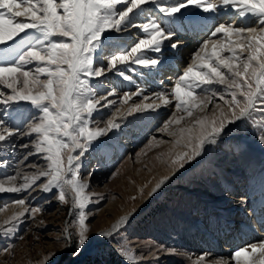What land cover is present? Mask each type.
I'll return each instance as SVG.
<instances>
[{
	"label": "snow or ice",
	"instance_id": "6c2138e0",
	"mask_svg": "<svg viewBox=\"0 0 264 264\" xmlns=\"http://www.w3.org/2000/svg\"><path fill=\"white\" fill-rule=\"evenodd\" d=\"M148 5L159 15L149 13L138 22ZM221 10L227 21L209 23ZM184 27L204 32L206 38L174 86L154 94L160 103L133 102L121 110L118 105H128L144 90L137 86L136 92L113 100L115 86L105 89L94 83L109 73L133 82L127 73L135 74L134 66L157 68L161 57L146 52L161 53L165 41H172ZM133 30L138 39L129 44ZM178 46V41L170 44L172 49ZM216 98L223 103L214 105L211 117L197 116L191 126L169 132L196 110L205 113ZM173 103L176 111L158 131L174 136V146L183 142L185 150L171 160L179 167L184 166L182 161L200 156L205 145L215 143L229 125L254 118L256 112L264 115V0H0V144L14 149L15 138H29V144L19 145L34 149L24 159L38 155L44 162L33 165L31 174L17 167L15 174L0 177V193L28 194L12 201L19 210L0 221V234H14L28 215L35 218L41 211L26 205L36 187L46 193L56 189L61 203H68L70 195L69 216L74 217L57 238L63 241L59 251L73 248L72 254L79 255L90 230L85 212L90 184L80 176L81 157L94 142L120 130L127 116L156 112ZM101 109H114L103 127L95 120ZM257 139L264 145V132ZM111 148L102 145L105 153ZM8 163L0 161V167ZM41 178L44 182L38 184ZM126 220L121 217L112 225L115 232L99 235H115ZM118 250L136 264L127 246ZM57 254L49 252L40 264H52ZM210 255L203 253L191 264H264V240L236 248L230 259H208Z\"/></svg>",
	"mask_w": 264,
	"mask_h": 264
},
{
	"label": "rangeland",
	"instance_id": "374dc122",
	"mask_svg": "<svg viewBox=\"0 0 264 264\" xmlns=\"http://www.w3.org/2000/svg\"><path fill=\"white\" fill-rule=\"evenodd\" d=\"M149 13L159 15L153 6L148 5L138 22H144ZM227 19V14L221 10L209 23L224 22ZM134 32L137 31L131 32L129 44L137 40L131 38ZM204 38V32H193L184 27L176 31L172 41H165L161 53L146 52L150 57H161L157 68L134 66L135 74L127 73L133 76V82L109 73L94 83L102 84L105 89L115 86L117 99L125 92H136L137 86L143 89L145 94L133 96L127 107L133 102L160 103L158 99L149 96L148 90L155 89L154 83L171 89L175 82L169 79L164 82L165 74L171 72L178 78L190 62L192 52ZM179 40H186L189 46L179 45L172 49L170 44ZM194 40L197 41L196 45H190ZM184 48L188 54L179 58L177 52ZM177 59L184 65L182 68L175 64ZM160 69L168 71L162 74ZM144 74L149 77L148 80H153L141 85L139 81ZM151 74L153 76H149ZM144 96L149 99L144 100ZM222 103L216 98L205 113L196 110L181 125H172L169 132H175L178 127L191 126L197 116L207 114L211 117L214 105ZM112 111L114 109H101L95 115L99 126H104V121ZM174 111L173 103L172 107H162L156 112L133 113L121 122L120 130L94 142L81 157L80 176L90 184L86 190L90 200L85 208L88 214L86 223L90 230L89 240L79 255L72 254L73 248L59 251L63 247V241L57 239L62 237L66 224L74 219L69 216L70 195L68 203H61L57 199L58 190L46 193L36 187L26 199V205L40 207L41 211L35 218L28 215L14 234H0V264H40L43 257L53 251L58 254L52 264H132L118 250L122 246H127L134 254L136 264H191L195 256H199L195 255V247H202L199 248L201 254H212L213 250H219L223 240L229 236L228 233L233 234L243 226H230L229 221L241 217L245 219L249 212L248 222L262 229L260 233H263L261 237L264 239V224L260 225L261 221H257L260 217L255 216L257 211H264V145L257 139L264 132V115L256 112L254 118L229 125L215 143L206 145L201 159L197 156L191 161H182L184 166L179 167V164L173 165L171 160L176 152L185 150L183 142L174 146V136L169 135V132L158 131ZM149 141H152L151 145ZM11 143L17 147L13 149L6 143L0 144V161L9 162L7 167H0V177L5 173L15 174L17 167L22 173L31 174L35 170L33 165L43 166L44 162L38 155L24 159L34 149L19 145L29 144V138H15ZM105 143L112 145L107 153L102 150ZM181 170H186V173L160 185L153 202L136 216L127 218L118 233L106 238L97 236L100 231L108 230L111 222L138 211L147 190L155 182ZM43 182L41 178L38 184ZM26 195L28 194L0 193V207L8 205L4 211H0V221L19 210L12 201ZM249 239L235 243L232 248L235 250L253 241ZM5 248L9 250L5 252ZM234 250L228 251L227 256L230 257Z\"/></svg>",
	"mask_w": 264,
	"mask_h": 264
},
{
	"label": "bare ground",
	"instance_id": "6f19581e",
	"mask_svg": "<svg viewBox=\"0 0 264 264\" xmlns=\"http://www.w3.org/2000/svg\"><path fill=\"white\" fill-rule=\"evenodd\" d=\"M219 22H222V21H219ZM225 22V21H224ZM187 28V27H186ZM178 36V35H177ZM176 36V37H177ZM181 37V36H180ZM132 39H138V33L137 32H134V35H133V37H131ZM179 42V45L180 46H184V45H187V46H189L188 45V43L186 42V40H179L178 41ZM196 43H197V41L196 40H194L192 43H190V45L192 44L193 46L194 45H196ZM197 47H198V45H197ZM188 49V48H187ZM190 49V48H189ZM185 48L183 49V51H179V52H177V55H178V57L179 58H182V56H187V55H185V54H188V53H186L185 51ZM189 51V50H188ZM192 52V51H191ZM193 53V52H192ZM192 56V55H191ZM176 57V56H175ZM189 58H191V57H189ZM191 61V60H190ZM177 63V67L178 68H182L184 65H182L181 64V61H179V59H177L176 61H175V64ZM190 63V62H189ZM172 68H174V66H172ZM176 68V67H175ZM171 69H169V71H170ZM165 71H168V70H165V69H160V72L163 74ZM175 73V72H174ZM145 75V74H144ZM149 76H153L152 74L151 75H149ZM141 77V76H140ZM148 78L149 77H147V75H145V76H142V78H141V80L139 81V83L141 84V85H145V82H150L151 80H153V79H149L148 80ZM168 79L169 80H172L173 82H175L176 81V79H177V77H176V74L174 75V74H172L171 72H169V73H167V74H165V77L163 78V81L165 82L166 80L168 81ZM148 80V81H147ZM161 85V84H160ZM153 86H155V89H149L148 91V94H149V96L150 97H154V94L155 93H157V92H160V91H164V90H167V87L165 86V87H161V86H159V84H155L154 83V85ZM147 87V86H146ZM148 88H150V87H148ZM127 89V88H126ZM129 92V91H128ZM124 94V93H123ZM131 94V93H130ZM145 93H143V95H144ZM117 96L116 95H114V96H112V97H110L111 99H113V98H116ZM117 99V98H116ZM116 99H113V100H116ZM170 99H171V97H170ZM125 108H127V105H122L121 106V109H125ZM207 145V144H206ZM206 145H205V147H206ZM205 151V150H204ZM204 151L201 153V155L199 156V159H201L203 156V153H204ZM168 170V169H167ZM186 173V170H181L179 173H177V174H175V173H173V174H171V175H169V176H167V179H164L163 180V183H160V181L162 180V179H160V180H158L157 182H155L148 190H147V193L145 194V196H144V198H143V201H142V203H141V205H140V208L138 209V211H136V212H134L133 214H131V215H129V216H125L126 218H128V219H131L132 217H134V216H136L139 212H141V211H143L147 206H149V204L150 203H152L153 202V199H154V197H155V195H156V193H157V187H156V185L158 184V183H160V185H162V184H164V183H166V182H169V181H171V180H174L176 177L178 178L179 176H183L184 174ZM161 174H163V173H161ZM162 177V176H161ZM239 198V197H238ZM247 213V212H246ZM246 213H244V214H246ZM261 213V214H260ZM248 214V213H247ZM246 214V217H245V219L243 218V217H241L240 219H237V220H230L229 221V225L231 226H233V224H235V225H240V224H242L243 226H241V228H240V230L239 231H235V233H233L232 231V233L233 234H230V232L228 233L229 234V236L226 238V239H224L223 240V244H221V247H219V250H213V252L214 253H212L209 257H208V259H216V258H219L220 256H225L224 258L225 259H230V257H228L227 255H228V251H232V250H234V247L232 248V246H235V243H239V242H241V241H245V240H248L249 238H251L253 241H251V243H249V244H254V243H258V242H260L261 240H264L261 236L263 235V233H260L261 231L260 230H262V229H260V228H256L253 224H251L250 222H248V219L250 218L249 217V214H250V212H249V214L247 215ZM255 214H256V212H255ZM126 215V214H125ZM253 217H254V215H252ZM255 216H258V217H260L259 218V220H257V221H261L260 223V225H262V224H264V211L262 212V209L261 210H259V211H257V215H255ZM252 218V217H251ZM119 219H117V220H115L114 222H111L112 224H111V226H110V228L108 229V230H104V231H100L99 233H101V232H105V233H110V232H113L114 231V229H112V225L113 224H115L117 221H118ZM98 237H102V238H106V236H102V235H97ZM261 238V239H260ZM255 239V240H254ZM250 240V239H249ZM257 240V241H256ZM256 241V242H255ZM244 243V242H243ZM202 248V247H200V246H198V247H195V255L196 254H198V255H201V250L200 249ZM215 249V248H214ZM222 253V254H221ZM202 254H203V252H202ZM198 257V256H197ZM196 256H195V259L197 258Z\"/></svg>",
	"mask_w": 264,
	"mask_h": 264
}]
</instances>
